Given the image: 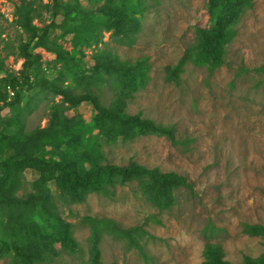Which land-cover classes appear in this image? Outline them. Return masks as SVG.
<instances>
[{
  "label": "rangeland",
  "instance_id": "374dc122",
  "mask_svg": "<svg viewBox=\"0 0 264 264\" xmlns=\"http://www.w3.org/2000/svg\"><path fill=\"white\" fill-rule=\"evenodd\" d=\"M225 2L234 6V19L221 29L228 41L214 67L198 31L216 29L209 0H0V159L61 160L81 174L135 162L176 173L191 186L167 199L148 183L116 180L105 182L106 195L78 191L77 202L55 181L45 184L25 170L15 196L34 199L18 210L17 222L28 228L21 234L34 264H90L91 218L137 228L138 245L104 233L101 264H202L206 243L220 245L230 264L264 256V237L248 230L264 231V0ZM114 15L121 24L108 30L103 22ZM24 50L39 57L29 68ZM123 74L136 86H127ZM25 79L32 88L19 90L20 104L4 107L12 80ZM45 81L172 129L174 140L117 131L91 103L71 107L47 93ZM2 136H16L15 149L1 151ZM70 137L76 146L65 145ZM41 199L71 225L72 253L51 234L53 219L42 214ZM0 264L21 262L10 251Z\"/></svg>",
  "mask_w": 264,
  "mask_h": 264
},
{
  "label": "trees",
  "instance_id": "16d2710c",
  "mask_svg": "<svg viewBox=\"0 0 264 264\" xmlns=\"http://www.w3.org/2000/svg\"><path fill=\"white\" fill-rule=\"evenodd\" d=\"M54 3L58 4V0H54ZM233 9L234 6L227 4L225 0H209L208 14L211 17L214 14L216 15V29L211 31L198 29L202 38L203 53L211 59L214 67H218L222 63V48L228 41V36L223 33L221 29L225 24L234 19ZM120 24L121 19L116 15L106 18L103 22V26L108 30H117ZM46 33L47 30L43 35L45 36ZM43 35H33V38L41 41ZM23 57L27 59L24 64L25 68H29L39 59L36 54L28 53L27 50L23 51ZM71 61L73 60L71 59ZM262 69H264V67H262ZM75 73L78 76H84V70L78 64H75ZM122 77L127 86H136L130 76L123 74ZM40 86L51 95L62 96L64 102L68 103L71 107H77L84 102L91 103L97 116L103 121L110 122L117 131L131 129L138 135L155 134L166 136L170 140H174L172 129L156 126L149 120H140L138 117L126 116L120 111L111 112L102 106L94 97L87 95L73 97L67 91H62L54 87L48 81H45ZM11 88L14 90V96L11 97L10 100L8 98L9 101L4 104V107L20 104L21 97L19 95V90H23L24 88L30 90L32 86L27 84L26 79L21 82L12 80ZM18 142L16 136H2L1 143L3 147L1 151L10 148L15 149ZM65 145L71 147L76 146L74 139L71 137L66 141ZM25 170L38 173L40 181L45 184L55 181L57 187L62 192L67 191L71 193L73 200L77 202L83 201V197L78 191L83 194L94 192L106 195L107 189L104 187L105 182L111 183L116 180L122 183L138 181L143 185L148 183L150 184L149 190H155L160 198L167 199H171V192L173 189L191 188L187 180L176 173H162L158 169H147L135 162H130L127 166L123 167L109 164L102 166L97 165L81 174L73 166L61 160L49 161L33 155L3 157L0 159V234L2 237L9 234L12 236V240L10 242L0 240V257L11 251L14 254V258L20 261L21 264H34L35 262V258L25 245L22 238L23 234H21V232H28V228L24 222H17L18 210L30 204L34 199L33 196L26 200L15 196L20 184L21 172ZM36 199H39V197ZM41 205L42 214L46 217L50 216L53 219L51 234L61 243L65 252L72 253L76 248V244L71 238V225L63 222L62 219L54 215L53 209L49 207L46 199H41ZM3 216L6 218L5 221L3 220ZM87 220L90 224V264H101L98 246L101 236L104 233L110 234L114 238H125L130 245H138L133 239L134 235L137 234V228L122 230L112 221H101L92 218ZM212 230L211 228L207 229L209 235H211ZM248 230L250 235H262L264 237V231L261 228H249ZM203 258L204 262L202 264H230L224 260L221 246L216 244L206 243L204 245ZM245 264H264V256H261L257 262L247 260Z\"/></svg>",
  "mask_w": 264,
  "mask_h": 264
},
{
  "label": "built area",
  "instance_id": "2783aa9c",
  "mask_svg": "<svg viewBox=\"0 0 264 264\" xmlns=\"http://www.w3.org/2000/svg\"><path fill=\"white\" fill-rule=\"evenodd\" d=\"M7 95H8L9 100L11 97L14 96V90L10 86L7 87Z\"/></svg>",
  "mask_w": 264,
  "mask_h": 264
}]
</instances>
